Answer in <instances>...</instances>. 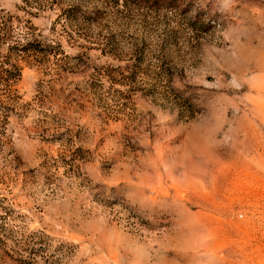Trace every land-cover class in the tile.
<instances>
[{
    "label": "rangeland",
    "instance_id": "obj_1",
    "mask_svg": "<svg viewBox=\"0 0 264 264\" xmlns=\"http://www.w3.org/2000/svg\"><path fill=\"white\" fill-rule=\"evenodd\" d=\"M0 264H264V0H0Z\"/></svg>",
    "mask_w": 264,
    "mask_h": 264
},
{
    "label": "trees",
    "instance_id": "obj_2",
    "mask_svg": "<svg viewBox=\"0 0 264 264\" xmlns=\"http://www.w3.org/2000/svg\"><path fill=\"white\" fill-rule=\"evenodd\" d=\"M80 11V10H79ZM79 11L74 12V15ZM23 49H21L22 51L25 52H35V51H39L40 49V44L35 42V41H27L26 44L24 45V47H22ZM9 74H11L10 71H8ZM12 78V75L9 76V79Z\"/></svg>",
    "mask_w": 264,
    "mask_h": 264
}]
</instances>
